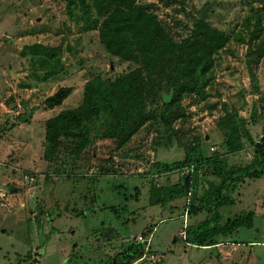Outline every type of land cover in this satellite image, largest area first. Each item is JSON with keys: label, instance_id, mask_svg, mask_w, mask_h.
I'll return each instance as SVG.
<instances>
[{"label": "rangeland", "instance_id": "rangeland-1", "mask_svg": "<svg viewBox=\"0 0 264 264\" xmlns=\"http://www.w3.org/2000/svg\"><path fill=\"white\" fill-rule=\"evenodd\" d=\"M153 1L162 19L188 18L183 4ZM185 1L187 9L209 5L212 24L228 32L242 30L246 36L244 19L253 11L252 5H261L259 0ZM66 3L0 0V189L10 200V206L0 205V264H104L128 241L143 238L148 241L146 258L152 264L161 259L164 264H264V173L239 180L231 196L235 201L221 207L222 223L253 210L252 226L218 236L219 243L199 246L184 239L186 226L204 220L207 210L188 213L185 197L165 205L149 202L151 185L175 184L182 174L179 170L156 174L153 163L184 156V149L176 144H156L153 129L144 127L118 148L113 139L98 140L76 169L45 158L46 120L63 108L79 105L93 74L111 77L133 66L104 48L98 30L84 29L97 19L95 10L88 14L76 8L72 15ZM173 30L178 37L186 33L181 25ZM62 41L64 66L45 78V68L32 63L27 46ZM245 48L246 43L231 42L220 50L208 86L211 96L185 101L190 117L184 136H201L208 154L226 151L216 126L223 102L243 104L245 116H250L255 104L259 116L249 127L255 139L264 132V57L257 67L261 90L254 92L244 62ZM64 85L73 86L71 94L62 104L48 107L45 99ZM240 91H245L244 97ZM23 112L30 120H15ZM254 154L255 146L247 144L228 157L230 163L245 165ZM12 184L24 189L13 191ZM205 185L204 181L197 185L198 196ZM24 201L25 207L21 206ZM150 224L154 229L144 236Z\"/></svg>", "mask_w": 264, "mask_h": 264}, {"label": "trees", "instance_id": "trees-1", "mask_svg": "<svg viewBox=\"0 0 264 264\" xmlns=\"http://www.w3.org/2000/svg\"><path fill=\"white\" fill-rule=\"evenodd\" d=\"M159 1L166 6L183 4L182 10L188 18L162 19L153 0H66L72 15L76 8L88 14L95 10L97 19L84 29L98 30L104 48L133 66L111 77L93 74L85 83L79 105L63 108L46 120L44 156L51 163H70L76 169L80 159L92 154L98 140L113 139L118 148L129 143L144 127L153 129L158 138L156 144L167 147L176 144L184 149V156L153 163L156 174L171 170L182 174L175 184L151 185L150 204L165 205L170 199L185 197L188 213L207 210L209 215L204 220L196 226H186L184 239L199 246L212 245L219 243L218 236H227L238 227L252 226L254 222L252 210L222 223L221 207L235 201L231 196L239 180L264 173V166L260 164L264 162V137L258 142L249 127L259 116L255 104L250 116H245L241 111L243 104L223 102L216 126L223 134L226 151L214 150L208 154L201 136H184L185 121L190 117L185 101L189 98L202 101L211 96L208 86L216 68V54L231 42L246 43L244 62L254 92L261 90L257 67L264 57V0H259L258 8L252 5L253 11L244 19L243 28L249 30L247 36L242 30L228 32L212 24L208 19L209 5L193 10L186 8L185 0ZM180 25L186 33L178 37L173 29ZM27 48L31 51L32 63L45 68V78L64 66L63 41L52 46L38 42ZM72 91L73 86H61L45 103L54 108ZM244 95L245 91L241 93ZM16 118L30 120L24 112ZM247 144L255 146L252 161L245 165L230 163L228 155L245 149ZM191 165H194L192 170L184 171ZM203 181L206 188L198 196L196 188ZM37 219L41 221L39 216ZM153 229L154 225L150 224L143 235H150ZM143 240L128 241L104 264H132L148 252V241ZM164 263V259L159 262Z\"/></svg>", "mask_w": 264, "mask_h": 264}, {"label": "built area", "instance_id": "built-area-1", "mask_svg": "<svg viewBox=\"0 0 264 264\" xmlns=\"http://www.w3.org/2000/svg\"><path fill=\"white\" fill-rule=\"evenodd\" d=\"M264 137V132L261 133L257 139V141L259 142L261 140V138ZM194 167V165H191V166H186L184 168V171L186 172H189L190 170H192ZM26 177H28V175H26ZM34 180L33 177L30 178V183H32ZM0 205L3 206V207H8L10 206V200H9V197H8V193L4 190V189H0ZM147 255V254H146ZM146 255L140 257L139 259L135 260L132 264H143V262L145 264H149L148 263V260L146 258ZM146 261V262H145Z\"/></svg>", "mask_w": 264, "mask_h": 264}, {"label": "crops", "instance_id": "crops-1", "mask_svg": "<svg viewBox=\"0 0 264 264\" xmlns=\"http://www.w3.org/2000/svg\"><path fill=\"white\" fill-rule=\"evenodd\" d=\"M22 125H19V126H17V127H15L14 129H16V128H18V127H21ZM12 185H15V184H12ZM16 186H18V185H16ZM18 187H22V186H18ZM23 189H24V187H22ZM22 189V190H23ZM13 191H20V189L19 190H13ZM25 205H26V201H24V202H22L21 203V206H23V207H25Z\"/></svg>", "mask_w": 264, "mask_h": 264}, {"label": "water", "instance_id": "water-1", "mask_svg": "<svg viewBox=\"0 0 264 264\" xmlns=\"http://www.w3.org/2000/svg\"><path fill=\"white\" fill-rule=\"evenodd\" d=\"M11 188L12 190H19V189L22 190L23 189L22 187H18L16 185H12Z\"/></svg>", "mask_w": 264, "mask_h": 264}]
</instances>
